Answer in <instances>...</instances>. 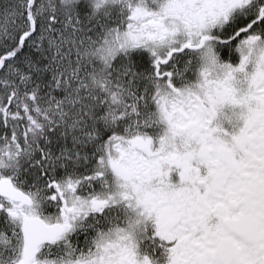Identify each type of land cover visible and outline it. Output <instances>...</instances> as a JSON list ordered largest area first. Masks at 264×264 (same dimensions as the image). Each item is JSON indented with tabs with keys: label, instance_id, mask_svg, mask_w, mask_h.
Segmentation results:
<instances>
[{
	"label": "snow or ice",
	"instance_id": "snow-or-ice-1",
	"mask_svg": "<svg viewBox=\"0 0 264 264\" xmlns=\"http://www.w3.org/2000/svg\"><path fill=\"white\" fill-rule=\"evenodd\" d=\"M0 264H264V0H0Z\"/></svg>",
	"mask_w": 264,
	"mask_h": 264
}]
</instances>
